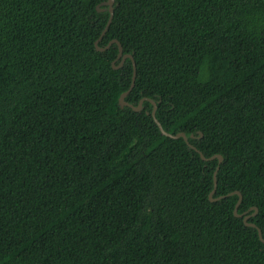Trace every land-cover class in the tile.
I'll return each mask as SVG.
<instances>
[{
    "label": "trees",
    "instance_id": "trees-1",
    "mask_svg": "<svg viewBox=\"0 0 264 264\" xmlns=\"http://www.w3.org/2000/svg\"><path fill=\"white\" fill-rule=\"evenodd\" d=\"M107 1L0 0V264H264V0Z\"/></svg>",
    "mask_w": 264,
    "mask_h": 264
},
{
    "label": "water",
    "instance_id": "water-1",
    "mask_svg": "<svg viewBox=\"0 0 264 264\" xmlns=\"http://www.w3.org/2000/svg\"><path fill=\"white\" fill-rule=\"evenodd\" d=\"M107 4L109 6V9H110V17H109V20H108V23L103 31V33L101 34V37H100V40L104 37V35L107 33L111 23H112V20H113V17H114V9H113V0H108L107 1ZM99 40V41H100ZM99 41L96 43V47L99 51H104L103 48H100L98 46V43ZM114 42H117V41H113L110 43L113 44ZM118 43V42H117ZM109 45V46H110ZM127 58H130L132 61H133V67H134V71H133V77H132V83H131V86L129 88V90L127 92H125L124 94H122V96L120 97V104L122 106H129L131 108H133L135 111L137 112H140L142 110V106H143V101L144 100H141L139 105L137 107L133 106L132 104H129L125 101V97L133 90L134 86H135V83H136V64L134 62V59L131 55H123V48L119 45V54H118V58L117 59H121V64L118 66V67H114V68H119L120 66H122V64L124 63V61L127 59ZM114 65V64H113ZM152 104H153V111H152V117L154 118L155 122L158 124V126L160 127V130L162 131V133L170 138H173V139H180V138H183L184 141H186L188 144H189V139H188V136L185 134V133H178L176 135H172V134H169L167 133L166 131L163 130V128L161 127L160 123L157 121L156 119V110H157V105L156 103H154L153 101H151ZM149 114V113H148ZM202 136V135H201ZM191 138H195V136L192 134L191 135ZM190 145V144H189ZM201 157L204 159V160H214V159H218L219 161V165L217 167V170L214 174V190L212 191L211 195H210V198H211V201H214L215 199L212 198V196L215 194L216 190H217V173H218V170L220 168V165L221 163L223 162V157L221 155H215L209 159L205 158L202 154H201ZM237 195H239V200H238V203L236 204V207H235V216L238 217V218H241L243 217L241 214L238 213V209H239V206L242 202V195L240 192H236ZM230 195H233V194H230ZM222 198V197H220ZM258 211V209L255 208V213ZM250 216H247L244 218V222L246 223V225L248 226H253L255 227V225L253 224H249L247 223V220L249 219ZM259 231V236L260 238L262 239V233L261 231L258 229ZM263 240V239H262Z\"/></svg>",
    "mask_w": 264,
    "mask_h": 264
}]
</instances>
